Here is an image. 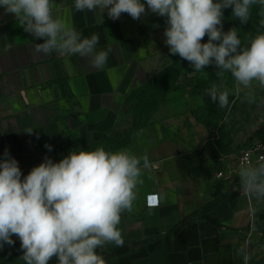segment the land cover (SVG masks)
<instances>
[{
	"label": "crops",
	"instance_id": "crops-1",
	"mask_svg": "<svg viewBox=\"0 0 264 264\" xmlns=\"http://www.w3.org/2000/svg\"><path fill=\"white\" fill-rule=\"evenodd\" d=\"M146 13L139 20L122 13L113 21L107 10L78 12L74 0H54V17L82 37L98 34L97 51L110 49L99 69L91 56L37 54L35 44L43 39L0 7V159L7 149L23 179L46 157L59 162L72 151L146 153L158 168L144 173L132 211L122 213L123 246L97 249L106 264H243L237 251L245 245L250 260L264 264V239L257 242L253 226L249 230L244 193L215 199L213 181L225 154L211 148L209 127L194 114L196 97L185 72L190 62H183L175 87L145 123L110 148L133 125L136 98L130 95L175 63L164 42L166 17L147 6ZM148 193L158 194V205H146ZM12 239L13 246L0 249V264H24L20 240Z\"/></svg>",
	"mask_w": 264,
	"mask_h": 264
},
{
	"label": "clouds",
	"instance_id": "clouds-1",
	"mask_svg": "<svg viewBox=\"0 0 264 264\" xmlns=\"http://www.w3.org/2000/svg\"><path fill=\"white\" fill-rule=\"evenodd\" d=\"M253 5H259L264 28V0H74L78 12L99 10L113 21L127 13L139 20L147 9L166 17L165 44L171 55L190 62L194 72L214 64L219 85L206 90L210 101L220 108L229 105V91L223 83L230 73L238 86L249 88L253 81L264 86V32L242 46L236 28L223 32V10L231 8L232 17L248 24ZM0 7L13 14L18 25L33 38L37 54L92 57V65L102 69L109 51H97L98 34L82 37L75 28L54 17V0H0ZM102 19V16H101ZM207 43H201L205 36ZM219 41V43H214ZM32 129L26 130L28 134ZM38 138V136H37ZM48 151L51 145L46 144ZM158 168L145 153L130 150L72 151L59 162L46 157L23 179L18 162L6 149L0 159V249L20 240L24 264H106L97 249L107 244L123 246L121 216L131 212L143 175ZM243 191L251 198L264 199V156L256 163H244L237 170ZM153 198H155L153 196ZM237 255L244 264L251 259L246 245Z\"/></svg>",
	"mask_w": 264,
	"mask_h": 264
},
{
	"label": "rangeland",
	"instance_id": "rangeland-1",
	"mask_svg": "<svg viewBox=\"0 0 264 264\" xmlns=\"http://www.w3.org/2000/svg\"><path fill=\"white\" fill-rule=\"evenodd\" d=\"M259 11L260 6L253 5L247 25L233 24L224 30L227 32L236 28L242 46H247L251 38L259 32H264V28L259 25L261 19ZM208 39L206 35L201 43H207ZM214 43H219V41ZM174 56L176 61L182 59L178 54ZM217 71L218 69L214 64L206 66L204 71L200 72H194L192 65L186 66L185 71L187 73V85H190L189 90L196 97L194 99L196 105L194 114L209 127L208 144L210 143L211 148H216L225 154L224 161L218 165L216 173L220 170L226 171L230 167L236 169L237 158L241 150L264 138V86L253 81L249 88H243L236 84L230 73H225L223 83L229 91V105L220 108L211 102L206 94L208 88L213 84L219 85L221 82L216 75ZM145 92L140 94L136 90L130 95V100H133L134 96L140 97L137 106H135L136 104L133 106L134 114L136 112L143 114L152 107L154 96L146 97L147 92ZM213 188L215 199L222 198L232 190L242 191L251 207L252 216L249 230L253 231V226L254 232L259 237L257 242H260L262 238L264 239V199L257 200L249 197L243 191L237 174L233 175L230 180L224 179L222 175L217 176V179L213 181Z\"/></svg>",
	"mask_w": 264,
	"mask_h": 264
},
{
	"label": "trees",
	"instance_id": "trees-1",
	"mask_svg": "<svg viewBox=\"0 0 264 264\" xmlns=\"http://www.w3.org/2000/svg\"><path fill=\"white\" fill-rule=\"evenodd\" d=\"M233 24L238 25L241 23L232 17V9L231 8L224 9L223 10V18H222V25H223L222 30H223V32H226L224 29L232 26ZM245 25H247V24H245ZM183 62H184L183 59H181L180 61L175 60V63L173 65H170L169 68H167L163 73L159 74V76H157L153 81L146 83L144 86L140 87L137 90V92L140 94L144 93L146 91L147 92L146 97L154 96V101L152 102V107L150 108L149 111H147L143 114L136 112L134 114L133 125L129 129L124 131L122 134L117 136V137H121L122 141L121 142H115L114 144H112L110 146V148H113V147L119 145L120 143H126V141L129 138V135L134 130H136L137 128H139L140 126H142L145 123V121L150 116L151 112L156 109V107H157L158 103L160 102L162 96H164L168 90L175 87V79L178 75V71H179L180 67L182 66ZM156 88H157V91L155 90ZM155 91H156V94H154ZM143 96H144V94H143ZM135 98H136V102H135L136 105L135 106H137L138 102H140V97L135 96Z\"/></svg>",
	"mask_w": 264,
	"mask_h": 264
},
{
	"label": "built area",
	"instance_id": "built-area-1",
	"mask_svg": "<svg viewBox=\"0 0 264 264\" xmlns=\"http://www.w3.org/2000/svg\"><path fill=\"white\" fill-rule=\"evenodd\" d=\"M260 156H264V138L260 141L252 143L245 148H243L237 158L236 169L228 168L226 171H218L217 176H223L224 179L230 180L233 175L237 174L238 168L244 163H256ZM155 197V203H152V198ZM145 202L148 206H155L159 203V198L157 193H148L145 196ZM244 264V263H243ZM248 264H254L249 260Z\"/></svg>",
	"mask_w": 264,
	"mask_h": 264
},
{
	"label": "snow or ice",
	"instance_id": "snow-or-ice-1",
	"mask_svg": "<svg viewBox=\"0 0 264 264\" xmlns=\"http://www.w3.org/2000/svg\"><path fill=\"white\" fill-rule=\"evenodd\" d=\"M152 203H155V198H152V201H151Z\"/></svg>",
	"mask_w": 264,
	"mask_h": 264
}]
</instances>
